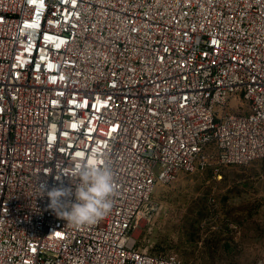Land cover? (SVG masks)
<instances>
[{"label": "built area", "instance_id": "1", "mask_svg": "<svg viewBox=\"0 0 264 264\" xmlns=\"http://www.w3.org/2000/svg\"><path fill=\"white\" fill-rule=\"evenodd\" d=\"M87 158L113 207L73 227L39 187ZM255 162L264 0H0V264H184L137 234L156 185Z\"/></svg>", "mask_w": 264, "mask_h": 264}, {"label": "rangeland", "instance_id": "2", "mask_svg": "<svg viewBox=\"0 0 264 264\" xmlns=\"http://www.w3.org/2000/svg\"><path fill=\"white\" fill-rule=\"evenodd\" d=\"M160 210L137 232L184 264H264V178L257 162L180 173L155 187Z\"/></svg>", "mask_w": 264, "mask_h": 264}, {"label": "clouds", "instance_id": "3", "mask_svg": "<svg viewBox=\"0 0 264 264\" xmlns=\"http://www.w3.org/2000/svg\"><path fill=\"white\" fill-rule=\"evenodd\" d=\"M69 187L62 184L49 189L39 187L40 195L49 198V209L73 227L92 225L103 219L113 207L114 176L106 165L96 158L85 159L75 170ZM57 180L61 179L56 177ZM74 197V201L71 199Z\"/></svg>", "mask_w": 264, "mask_h": 264}, {"label": "trees", "instance_id": "4", "mask_svg": "<svg viewBox=\"0 0 264 264\" xmlns=\"http://www.w3.org/2000/svg\"><path fill=\"white\" fill-rule=\"evenodd\" d=\"M153 252H154V251H153ZM159 252H162V253H168V254H169V252H167V251H165V250H162V249H158V250L155 251V253H159Z\"/></svg>", "mask_w": 264, "mask_h": 264}]
</instances>
